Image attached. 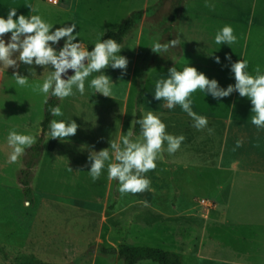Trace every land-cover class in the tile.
Returning <instances> with one entry per match:
<instances>
[{"label": "rangeland", "instance_id": "1", "mask_svg": "<svg viewBox=\"0 0 264 264\" xmlns=\"http://www.w3.org/2000/svg\"><path fill=\"white\" fill-rule=\"evenodd\" d=\"M187 1L0 0V16L6 18L9 8H16L17 16L39 14L44 20L54 24L52 30L61 27L63 23H75V17L78 16L93 19L104 32L117 30L133 12H146L119 53L128 59L126 74L122 75L121 70H113L111 67L103 70L114 83L111 86L113 98L93 94L94 90L88 87L86 81L84 95L77 92L63 101L59 100L64 116L53 119L68 120L72 117L78 124L77 132L65 141L54 139L57 144L55 143L56 149L53 152L48 150L53 139L45 136L42 156L30 178L33 190L31 199L26 198L20 184V173L26 167L30 148L15 163H9L11 149L6 143V136L9 130L15 129L35 136L36 144L42 136L46 104L43 96L34 94L31 88L15 85L12 77L14 70L11 67L7 70L0 69V264H20L32 259L48 264H122L116 254L105 256V260L98 259L97 263L92 260L94 256H104L101 248L116 251L121 244H127L131 239L137 246L179 254L183 264H195L191 250L199 234L198 224L202 221L205 224L215 216L213 208H210L211 205L216 206L214 203L219 206V213H222L224 206L231 204L228 183L231 173L221 167L205 168L190 158L181 165V159L169 153L164 166L159 162V157L164 156L161 152L156 160L157 167L144 174L150 180L147 190L122 194L114 180L106 215L110 216L115 209L125 211L112 218L111 224L119 221L122 227L118 232L119 240L111 246L96 245L102 213L88 216L90 219L83 216L86 215V206L96 208L100 200L104 199L109 181L106 171L95 182L88 175L85 164L90 152L108 147L111 138H118L129 128L134 130L140 89L145 94L143 113L151 111L155 114L157 109L165 107L164 101L153 99L155 81L166 78L168 69L171 68L167 65L169 61H174L175 66L179 59L177 55L181 54L180 46L170 48L163 54L164 57L153 53L148 47L157 36L161 43L175 39L177 32L172 22L173 14ZM214 1L193 0L182 13L178 32L182 37L184 64L193 59L188 47L193 44V38H196L195 31L206 30L208 27L205 20L206 3L210 5ZM198 6L199 9L196 10ZM56 7L62 8L64 13L56 12L53 9ZM196 17L200 19L194 20ZM9 36L10 33L5 34L6 41ZM95 41L96 39L86 41V49L94 46ZM230 48L233 51L232 61H235L241 51L240 39L237 38ZM248 54L251 55L252 52ZM22 66V70L19 68L17 71L23 75L29 74V67H35L36 73L28 77L30 84L42 82L49 72V69L43 70L40 66ZM184 67L179 65L177 69L182 70ZM197 70L209 79L221 80V72L219 78L216 71ZM194 93L193 100L202 116H206L211 107L221 110L222 101L218 102L209 95L204 96L199 90ZM212 114L220 115L218 111L211 112ZM162 122L166 125V132L180 135V128H175L176 119L173 116ZM178 122L185 137L183 142L188 145L192 142L194 146L191 148L210 149L211 152L217 148L220 141L218 125L212 126L208 120V127L193 134L190 142V130L196 128L185 120ZM133 138L136 139L137 136ZM191 151H187L186 155ZM203 200L207 204L202 203ZM236 209L229 208L232 212ZM129 212L136 214L127 222L124 219ZM243 216L244 221L252 223L251 226L242 230L218 227L213 233L226 244L225 257L232 259L239 255L242 261L256 264L257 260H263V256L259 254L264 246L259 244L264 239V230L252 225L264 221V212L260 216L256 215V210L244 212ZM134 217L136 224L132 225ZM127 224H130L128 228L125 227ZM43 233L47 235V240ZM231 234L235 235L231 237ZM241 236L245 237V242H241L244 239ZM47 241L51 245L45 246ZM245 257L249 259H244Z\"/></svg>", "mask_w": 264, "mask_h": 264}, {"label": "clouds", "instance_id": "2", "mask_svg": "<svg viewBox=\"0 0 264 264\" xmlns=\"http://www.w3.org/2000/svg\"><path fill=\"white\" fill-rule=\"evenodd\" d=\"M28 7L33 11L31 6ZM53 25L39 14L17 16L16 8H9L6 18L0 16V69L11 67L14 70L12 77L15 85L31 88L34 94L43 96L45 104L50 97L63 101L77 92L84 95L86 81L88 87L94 90L93 94L112 97L111 86L114 83L103 70L111 67L113 70H121L122 75L126 74L128 59L119 54L124 49L123 45L113 38L98 37L94 46L88 50L77 39L75 23H63L55 30H52ZM8 33L10 36L6 41L4 37ZM62 40V46L57 48ZM181 40L180 34H177L175 39L161 43L157 36L148 48L164 57L163 54L170 48L180 46ZM214 41L217 45L234 44L237 37L232 26L225 25L219 29ZM214 60L217 64L221 63L219 56H215ZM225 60L229 62L234 84L221 87L217 79H209L193 66L187 65L182 70L173 66L168 69L166 78L155 81L153 99L164 101L168 109L179 105L191 118L192 126L202 130L208 127L209 122L207 117L197 115L192 110L191 95L199 90L204 96L209 95L219 102L236 92L251 102V123L258 129H264V73L258 66L256 74H250L246 59L232 61L231 55L225 53ZM21 65L40 66L43 70L49 69V72L42 82L30 84L28 77L36 73L35 67H29V74L23 75L17 71ZM70 70L72 74H69ZM48 112L52 117L64 116L59 104L49 105ZM135 124L139 126L140 139H134L133 129L129 128L126 133L121 132L118 138H111L108 147L90 152L85 166L93 182L106 171L109 180L117 181L118 191L122 194L147 190L150 180L144 174L157 167L156 160L162 150L174 154L185 139L183 135L166 132L165 123L151 111L142 112ZM77 128L78 124L72 117L68 120L51 119L44 134L50 139L65 141L76 134ZM35 140V136L30 133L9 130L6 136V143L11 149L8 162L15 163ZM165 143L166 148H162Z\"/></svg>", "mask_w": 264, "mask_h": 264}, {"label": "crops", "instance_id": "3", "mask_svg": "<svg viewBox=\"0 0 264 264\" xmlns=\"http://www.w3.org/2000/svg\"><path fill=\"white\" fill-rule=\"evenodd\" d=\"M192 1L193 0H188L186 2L181 15L175 24L177 34H179L178 27L181 24L182 13L188 9V6ZM53 9L60 14L64 13V10L60 7ZM197 9H199V6L196 10ZM205 10V20L208 27L206 30L195 31L194 36L196 38H193V44L188 47L193 59L184 64V50L182 49L183 46L181 40V57L177 60L175 66L178 68L179 65H189L202 71H216L217 74L221 72V80H217L221 87L226 88L229 84H234L235 80L229 71V62L225 60V53L231 55L233 51L230 46L226 44L217 45L214 41L215 34L219 29L225 25H231L234 30V35H236L241 41V51L238 52L239 56L236 60L246 59L248 61L247 71L252 75L256 74L255 70L258 66L262 73H264V0H215L210 5L206 3ZM193 19L198 20L200 18L196 17ZM74 22L77 25L75 30L77 32V39L80 38L79 40L85 48L86 41H91L98 37L102 39L106 32H104L103 29H101L98 24L90 18L78 16L75 17ZM62 43L63 42H60V45ZM250 51L252 52L251 55L248 54ZM211 54L212 56H209ZM215 56L220 57V64L215 62ZM22 67L23 66L21 65L20 70H22ZM193 94L190 97L192 99V110L197 115L202 116L200 109H198L196 102L193 100ZM221 101V110L216 107H211L208 110L209 113L205 116L209 122H211L212 126L213 124L219 126L218 132L220 133V141L217 148L213 152H211L210 149L205 150L198 147L191 148V146H194L191 142V137L198 132L197 129L192 128L190 130L191 144L188 145L182 142L180 149L174 153L176 157L181 159V163L178 162L181 165L185 163L184 160L190 158L199 166L201 164L205 168L221 167L231 173V176L228 178L229 188L231 190V204L224 206V208H222V213H219L220 208L217 203H214L216 205L213 208L215 216L208 219L205 224L203 221L198 224L199 234L197 240H194L193 242L191 257L195 264H250L242 261L239 255L232 259L225 257L226 244L223 240H220L215 236L213 231L218 227H224V229L227 230H242L252 224L251 222L244 221V212H253L256 210V215L260 216L263 214L264 129H258L251 123L252 105L247 97H240L238 93L234 92L230 96L223 98ZM157 110L158 111L155 115L159 116L161 120L171 118L172 116L176 119L175 128H180V135H183V132L182 127H179L181 125H178V120H185L186 123H189L190 125L192 124L191 118L180 108L179 105L174 107V113L171 110L168 111L166 107ZM214 111H218L220 115H211V112ZM212 132L213 131H211V133ZM136 139H140V136L138 135ZM53 141L57 144L56 140L53 139ZM162 148H166V143ZM189 150H192L191 153L186 155ZM162 152L164 153V156L159 157V162L161 161L163 165L166 166L168 155L166 151L162 150ZM113 184L114 180L108 181L105 197L103 200H100L101 202L96 208L92 209L90 206L84 208L86 211L84 212L86 215H83L84 218L86 217L90 219L88 216H97V214L100 215L102 213V216L100 217L102 224L100 225L99 233L97 234L98 237L96 239L97 246H111L115 241L119 240L118 232L120 231L122 224L119 221L111 224V221L113 217H117L119 214L124 213L125 209H115L110 216L106 215V206H108V203L111 200ZM235 196H237L236 199ZM251 204H254V206L251 207ZM232 207L237 209L232 212L229 210V208ZM135 214L136 212L126 213L127 218L124 220L128 222L129 218L133 217ZM135 218L136 217L133 218L132 225L136 224L134 222ZM263 222L264 221L259 222L255 226L252 225V227L264 230ZM129 225L130 224H127L125 227L128 228ZM106 226H108V229H106ZM234 235L235 234H231V237ZM43 236H45V233H43ZM200 237H203V239ZM240 238H244L241 242L246 241L245 237L241 236ZM45 240H47V235L45 236ZM130 241L131 242L126 245L141 247L137 246V243L132 239ZM49 245H51L49 241H47V243L45 242V246ZM259 245L264 246V239H262V242ZM179 256L182 258L181 255ZM259 256H263V260H257L256 264H264V250H262ZM98 259L105 260L106 257L105 255L101 257L94 256L92 262L97 263ZM244 259L249 258L245 257ZM146 263L150 262H143L141 264Z\"/></svg>", "mask_w": 264, "mask_h": 264}, {"label": "trees", "instance_id": "4", "mask_svg": "<svg viewBox=\"0 0 264 264\" xmlns=\"http://www.w3.org/2000/svg\"><path fill=\"white\" fill-rule=\"evenodd\" d=\"M183 5H181L173 14V24L175 25L178 21V18L181 15ZM145 11H136L133 12L128 18H126L117 30H107L102 39L113 38L117 40V42L122 45L125 44L126 39L129 35L134 32L139 26L140 22L144 19ZM93 46H90L88 50H90ZM178 58L181 57V54L177 55ZM169 67L174 65V61H169L167 64ZM145 102V94L144 90L140 89L139 95L137 98V113L136 119H138L142 114V106ZM60 105V101L55 97H50L45 106V114L44 120L42 122V136L38 140V142L32 145L27 154V163L26 167L20 173V184L24 190V194L26 198L31 199L33 196V190L31 188L30 178L32 175V170L38 165L39 160L42 156L43 145L45 141V131L47 130V125L53 117L48 112L49 105L56 106ZM139 126L135 124L134 127V135H139ZM55 148V142L52 141L48 150L52 152ZM31 203L30 201H28ZM101 253L105 256H110L116 254L118 258L121 260L122 264H141L143 262H151L155 264H183L181 257L173 252L152 248V247H132L126 244H121L119 248L115 250H111L108 248H101ZM20 264H48L42 261H38L35 259L21 262ZM76 264V262L70 263Z\"/></svg>", "mask_w": 264, "mask_h": 264}, {"label": "built area", "instance_id": "5", "mask_svg": "<svg viewBox=\"0 0 264 264\" xmlns=\"http://www.w3.org/2000/svg\"><path fill=\"white\" fill-rule=\"evenodd\" d=\"M202 203H204V204H207V202L205 201V200H203V202ZM210 208H214V206L213 205H211V207Z\"/></svg>", "mask_w": 264, "mask_h": 264}, {"label": "water", "instance_id": "6", "mask_svg": "<svg viewBox=\"0 0 264 264\" xmlns=\"http://www.w3.org/2000/svg\"><path fill=\"white\" fill-rule=\"evenodd\" d=\"M69 74H72V73H71V70L69 71Z\"/></svg>", "mask_w": 264, "mask_h": 264}]
</instances>
